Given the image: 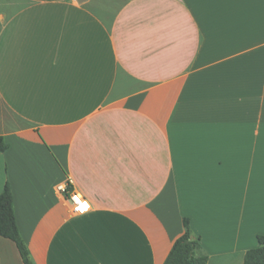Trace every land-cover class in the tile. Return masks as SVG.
Listing matches in <instances>:
<instances>
[{"label":"crops","instance_id":"0c3cea01","mask_svg":"<svg viewBox=\"0 0 264 264\" xmlns=\"http://www.w3.org/2000/svg\"><path fill=\"white\" fill-rule=\"evenodd\" d=\"M0 134L35 264H163L185 217L207 264H244L264 234V0H0ZM0 264H24L2 236Z\"/></svg>","mask_w":264,"mask_h":264},{"label":"trees","instance_id":"16d2710c","mask_svg":"<svg viewBox=\"0 0 264 264\" xmlns=\"http://www.w3.org/2000/svg\"><path fill=\"white\" fill-rule=\"evenodd\" d=\"M8 148L9 144L0 134V153L5 152ZM183 224L184 233L176 239L163 264H207L208 257L206 255H196L199 239L193 235L190 219L185 217ZM0 236L10 239L16 244L24 264H35L16 222L13 192L9 182H6L0 193ZM257 241L258 246L246 251L244 264H264V234H258Z\"/></svg>","mask_w":264,"mask_h":264},{"label":"built area","instance_id":"2783aa9c","mask_svg":"<svg viewBox=\"0 0 264 264\" xmlns=\"http://www.w3.org/2000/svg\"><path fill=\"white\" fill-rule=\"evenodd\" d=\"M69 199L73 203L74 211L77 213H84L90 208L88 200L80 193L71 192ZM87 204L85 208L84 205Z\"/></svg>","mask_w":264,"mask_h":264},{"label":"snow or ice","instance_id":"6c2138e0","mask_svg":"<svg viewBox=\"0 0 264 264\" xmlns=\"http://www.w3.org/2000/svg\"><path fill=\"white\" fill-rule=\"evenodd\" d=\"M84 207L86 208L87 207V204H85Z\"/></svg>","mask_w":264,"mask_h":264}]
</instances>
